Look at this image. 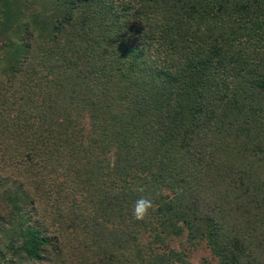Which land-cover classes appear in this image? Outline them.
Here are the masks:
<instances>
[{
	"label": "trees",
	"instance_id": "trees-1",
	"mask_svg": "<svg viewBox=\"0 0 264 264\" xmlns=\"http://www.w3.org/2000/svg\"><path fill=\"white\" fill-rule=\"evenodd\" d=\"M183 240L264 264V0H0V264Z\"/></svg>",
	"mask_w": 264,
	"mask_h": 264
},
{
	"label": "rangeland",
	"instance_id": "rangeland-1",
	"mask_svg": "<svg viewBox=\"0 0 264 264\" xmlns=\"http://www.w3.org/2000/svg\"><path fill=\"white\" fill-rule=\"evenodd\" d=\"M82 122H83L85 128H87L86 127L87 121L83 120ZM108 156H110V154ZM1 167L4 168L5 173H3L4 170L1 172L3 174H5L6 176L7 175L14 176V177L21 176L20 173H18V169H13L11 167V162L4 163L3 166H1ZM42 169L47 173L51 170V167L48 168L46 166V167H42ZM73 236H74V234H69L68 237H66V238L68 240H70ZM183 242H184V240H183ZM184 244L186 247V250L184 252H186V254H187L186 261L188 264H217L216 258H214L212 256V254L209 252L208 248H206L202 245V246H197V247H193L192 249H189L190 248L189 245L186 244L185 242H184ZM173 246L174 247L176 246V242L173 243ZM75 251L76 252H73V253H78L77 255L79 257H81V255H80L81 253L78 250H75ZM68 256H70V255L66 254L64 256L66 262L68 260L67 259ZM72 256H73V254H72Z\"/></svg>",
	"mask_w": 264,
	"mask_h": 264
},
{
	"label": "clouds",
	"instance_id": "clouds-1",
	"mask_svg": "<svg viewBox=\"0 0 264 264\" xmlns=\"http://www.w3.org/2000/svg\"><path fill=\"white\" fill-rule=\"evenodd\" d=\"M136 191L139 193L145 192L144 185H138ZM153 208V202L149 197L141 195L135 202L132 210V217L134 220H143L150 209Z\"/></svg>",
	"mask_w": 264,
	"mask_h": 264
}]
</instances>
